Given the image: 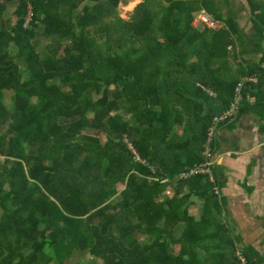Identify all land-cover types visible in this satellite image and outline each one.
I'll return each mask as SVG.
<instances>
[{"label": "trees", "instance_id": "1", "mask_svg": "<svg viewBox=\"0 0 264 264\" xmlns=\"http://www.w3.org/2000/svg\"><path fill=\"white\" fill-rule=\"evenodd\" d=\"M122 1L19 0L0 28V264H263L237 247L208 177L177 175L205 161L241 79L257 83L239 113L259 114L264 59H244L217 0H143L129 20ZM246 2L264 35V0ZM201 11L223 26L194 27Z\"/></svg>", "mask_w": 264, "mask_h": 264}, {"label": "crops", "instance_id": "2", "mask_svg": "<svg viewBox=\"0 0 264 264\" xmlns=\"http://www.w3.org/2000/svg\"><path fill=\"white\" fill-rule=\"evenodd\" d=\"M217 1L223 13L227 11L228 17L233 18L247 35L249 52L244 59L251 62L263 60L264 35L255 32L246 0ZM0 5L7 8L0 20L2 29L15 22L13 13L17 3L0 0ZM36 40L40 49L45 41L39 35ZM249 103L253 104L254 100L250 99ZM258 107L259 114L239 113L232 123L217 128L213 159L216 174L223 180L219 200L226 228L238 248H254L264 264V103ZM171 189L167 191L169 195ZM201 206L202 202L194 198L191 213L199 217Z\"/></svg>", "mask_w": 264, "mask_h": 264}, {"label": "built area", "instance_id": "3", "mask_svg": "<svg viewBox=\"0 0 264 264\" xmlns=\"http://www.w3.org/2000/svg\"><path fill=\"white\" fill-rule=\"evenodd\" d=\"M13 1L18 2L19 0H13ZM32 17H33L32 8L31 6H28V10H27V14L25 16V22H24L25 28L31 27ZM193 26L194 27L202 26V27H206L211 30H218L223 25L222 23L213 19L205 11H201L195 15ZM248 83L256 84L257 79L255 77L241 79L240 82L234 88V92L232 95L229 108L223 114L219 116H215L213 118L211 127L206 137L205 145H204L205 161L201 163V165L192 166L186 169L185 171L179 173L177 175V179H188L190 177H194L198 175L206 176L208 177L209 183H211L214 186L215 194L220 195L221 188L217 185V182H216L214 159H213L214 158V144H215V139H216L217 128L219 126H225V125L232 123L235 120V118L238 116L240 107H241V102H242V90L245 84H248ZM211 96L213 95L211 94ZM126 142H127L129 149L134 154L136 161L142 162L134 146L131 143H129L127 140ZM237 256L241 264H244L245 260L242 254L240 252H237Z\"/></svg>", "mask_w": 264, "mask_h": 264}, {"label": "rangeland", "instance_id": "4", "mask_svg": "<svg viewBox=\"0 0 264 264\" xmlns=\"http://www.w3.org/2000/svg\"><path fill=\"white\" fill-rule=\"evenodd\" d=\"M140 0H123L120 4H119V14L120 16L125 19V20H129V18L131 17L134 9L136 6H138V4ZM50 40H46V42H49ZM5 104L7 105V107L9 109L12 108V101L9 98V96L6 98L5 100ZM90 133V132H89ZM91 134H94V132H91ZM102 137V136H101ZM103 140V137H102ZM4 158H0V163L3 161ZM93 264H103L102 261H93L91 262Z\"/></svg>", "mask_w": 264, "mask_h": 264}]
</instances>
